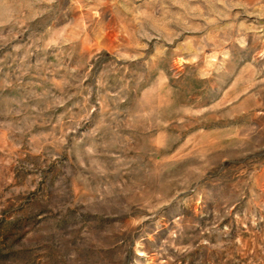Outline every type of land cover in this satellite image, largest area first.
<instances>
[{"label": "rangeland", "instance_id": "obj_1", "mask_svg": "<svg viewBox=\"0 0 264 264\" xmlns=\"http://www.w3.org/2000/svg\"><path fill=\"white\" fill-rule=\"evenodd\" d=\"M0 264H264V0H0Z\"/></svg>", "mask_w": 264, "mask_h": 264}]
</instances>
